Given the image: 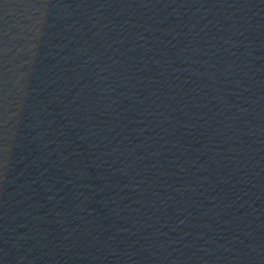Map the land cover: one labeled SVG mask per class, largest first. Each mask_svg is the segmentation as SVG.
Returning <instances> with one entry per match:
<instances>
[{"label": "water", "instance_id": "1", "mask_svg": "<svg viewBox=\"0 0 264 264\" xmlns=\"http://www.w3.org/2000/svg\"><path fill=\"white\" fill-rule=\"evenodd\" d=\"M0 264H264V0H0Z\"/></svg>", "mask_w": 264, "mask_h": 264}]
</instances>
